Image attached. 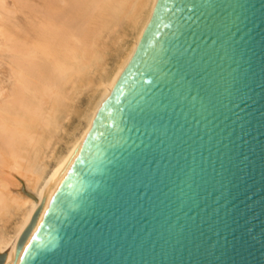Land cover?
Returning a JSON list of instances; mask_svg holds the SVG:
<instances>
[{"label": "water", "instance_id": "1", "mask_svg": "<svg viewBox=\"0 0 264 264\" xmlns=\"http://www.w3.org/2000/svg\"><path fill=\"white\" fill-rule=\"evenodd\" d=\"M0 264H264V0H158Z\"/></svg>", "mask_w": 264, "mask_h": 264}, {"label": "bare ground", "instance_id": "2", "mask_svg": "<svg viewBox=\"0 0 264 264\" xmlns=\"http://www.w3.org/2000/svg\"><path fill=\"white\" fill-rule=\"evenodd\" d=\"M157 2L30 0V39L26 41L25 38L24 42L15 33L19 28L10 27L7 22L12 15L28 7L29 0H13V3L0 0V53L18 54L14 59L16 68L5 73L1 70L2 64L0 66V162L11 159L16 166L12 169L13 181L0 179V223L13 221L16 228L15 235L10 236L9 228L0 226V258H5L22 236L41 209L51 182L92 130L107 99L134 58ZM125 25L137 32L135 44L110 80L106 76L107 70L102 69L103 76L99 86L95 87L92 76L96 70L95 73L92 71L94 60L99 58L96 56L97 41L102 32ZM86 26L88 31L84 30ZM85 36H89L86 38L89 44ZM125 40L120 42L124 48ZM82 87L90 94L87 99L95 98L98 93L101 95L86 130L49 173L48 161L56 154L52 140L55 134L65 130L66 105L77 100ZM19 160L25 163L19 166ZM11 186L17 191H12ZM22 187L24 192H21Z\"/></svg>", "mask_w": 264, "mask_h": 264}, {"label": "rangeland", "instance_id": "3", "mask_svg": "<svg viewBox=\"0 0 264 264\" xmlns=\"http://www.w3.org/2000/svg\"><path fill=\"white\" fill-rule=\"evenodd\" d=\"M11 1L9 0L10 3H13V0ZM27 5L28 7L23 8L20 11H18L16 14L12 15V19L15 18L14 19L15 21L11 19L9 22H7V25H9L10 27L14 26L16 28L17 26V28L20 29V30L15 29V33H17V35H19L18 38L19 39L21 38V40L23 41L25 40V38H26V41L30 39L29 38L30 37V29H29L30 28V20H29L30 0ZM127 26L125 25V26H119V27H112L111 29L102 32L103 34L101 38L98 39L97 41V52L98 53L96 56H98L99 58H96L94 60L95 61L94 71H92V73H95V70H96V73L94 75L92 74L93 75L92 81L95 87L99 86V80L103 76L102 69L104 68L107 70L106 76H107V79L110 80L115 74L116 70L121 66V63H123L124 59L127 57L133 45L135 44V40L137 38V32L135 33L134 31H132L129 26L128 28H126ZM88 28L89 27L86 26L84 27V30L88 31ZM116 35L117 36L119 35L118 38H116ZM23 37L24 39H22ZM87 37L89 36H85V40L88 43V39H86ZM124 38L126 39L124 41L125 48L123 44H121ZM122 47L123 49H121ZM5 52L3 51V54L0 53V57L2 56L0 59V66L2 64V67H1L2 69L1 68L0 69L3 70V72L5 71V73H8L11 71L12 67L13 68L17 67V64L14 65L15 63L14 59L16 58L18 54H15L14 52L12 53L11 51L9 52L5 51ZM5 62H7L6 65H5ZM85 78H86V75L83 76L82 78L83 81ZM82 86H84V83ZM82 88L83 89L80 90L77 100H75L74 102H68L66 105V117L63 122V129L65 130L60 132L58 135L55 134L56 136L54 135V139L52 140V143L56 149V154H55L54 159H51L50 162L48 161L49 173H51L56 168L58 160L65 157L69 153L74 143L78 140V138H80V136L86 130L88 123H89V119L92 116L95 105L99 99V96L101 95L100 93H98L95 96V98L88 97L89 99H87L86 97L88 95L90 96V94L89 92H87V90L84 89V87ZM19 162H20L19 166L25 163L24 160H19ZM15 167L16 166H15L14 160L5 159L1 161L0 162V179L8 178L13 181L14 179L11 178V175H12V169H15ZM19 179L20 178H18V180ZM20 182H23V180L20 179ZM22 186H23V183H22ZM11 189L12 191L16 190V188L12 186H11ZM21 190H22L21 192H24L25 188L22 187ZM11 222L13 221L2 222L0 223V226L1 227L6 226L7 229L9 228L8 231H9L10 236H14L16 233V228L14 227L15 226L14 222H13V225Z\"/></svg>", "mask_w": 264, "mask_h": 264}]
</instances>
